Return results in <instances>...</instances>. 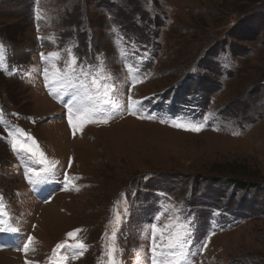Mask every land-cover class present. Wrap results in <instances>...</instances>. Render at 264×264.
<instances>
[{"label":"rangeland","instance_id":"1","mask_svg":"<svg viewBox=\"0 0 264 264\" xmlns=\"http://www.w3.org/2000/svg\"><path fill=\"white\" fill-rule=\"evenodd\" d=\"M0 44V264H153L185 222L186 264H264V0H0ZM68 49L115 90L75 133Z\"/></svg>","mask_w":264,"mask_h":264},{"label":"snow or ice","instance_id":"2","mask_svg":"<svg viewBox=\"0 0 264 264\" xmlns=\"http://www.w3.org/2000/svg\"><path fill=\"white\" fill-rule=\"evenodd\" d=\"M69 53V59L63 62L62 70H57L52 73V76L55 81V85H59L56 91H53V95H59L61 93L67 94L70 90H72V95L66 104L68 106L69 112V124L73 127L74 133L76 129V120H79L81 123L84 122V117L77 115L76 120L73 119V112L80 113L84 109L80 104L81 95L83 98L89 100L92 104V108L90 109V114L99 113L103 111L104 106L108 105L112 102V96L115 94V90L107 83L98 82L97 78H94V74L90 70H86L82 65L78 64V58L71 54V50H67ZM3 52V45L0 44V53ZM42 60H45V55L41 53ZM53 61H60V53L59 52H51L48 54L46 62L52 63ZM56 64L53 63V67ZM43 74L45 80L48 81L49 74L48 69L45 68L43 70ZM110 78V74H109ZM90 80V83H89ZM46 86L50 88V91L54 87L52 83H46ZM139 103V102H137ZM175 127L184 128L185 130H190L193 132H199L202 130V126L194 123H177L173 125ZM32 144L35 145L36 141L32 140ZM38 147V145H37ZM13 149L16 151H26V153L31 154L35 157L37 154L41 157L40 161H37L38 164L43 163V152L37 153L35 149L28 145L26 142L17 144V142H13ZM71 166V160L69 161V167ZM65 180H67V176H65ZM127 211V210H125ZM159 217H157L158 219ZM79 231V230H77ZM153 232H158L159 229L156 225L152 226ZM76 233H68V236L73 237ZM32 237H28V242L24 244V251L27 252L28 246L32 241ZM191 242V230L190 223L185 222L179 225L177 231L169 236L168 243L166 247L158 245L156 242V237H152V253H153V264H186L187 261V253L186 246ZM66 247H76L78 249L83 250V243H79L74 246H69L66 244H58L57 249H62ZM202 247H206V245H202ZM112 264H115V261H112Z\"/></svg>","mask_w":264,"mask_h":264},{"label":"trees","instance_id":"3","mask_svg":"<svg viewBox=\"0 0 264 264\" xmlns=\"http://www.w3.org/2000/svg\"><path fill=\"white\" fill-rule=\"evenodd\" d=\"M128 27V26H127ZM125 28H126V26H125ZM127 29V28H126ZM129 29H131L130 27H128V29L127 30H129ZM127 30H125V31H127ZM244 176H246L245 174H244ZM213 180H216V181H218V178H214ZM232 183L234 186H236V187H241V188H243V189H250L251 187L252 188H254V189H256V190H258V184L257 183H255V182H253V183H249V182H240V181H238L237 182V180L236 179H232V180H230V181H228V183ZM198 184V183H197Z\"/></svg>","mask_w":264,"mask_h":264}]
</instances>
